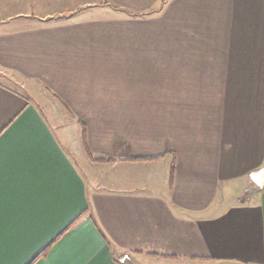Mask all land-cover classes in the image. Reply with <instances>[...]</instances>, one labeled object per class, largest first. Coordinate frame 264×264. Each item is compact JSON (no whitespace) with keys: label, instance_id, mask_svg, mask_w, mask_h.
Returning <instances> with one entry per match:
<instances>
[{"label":"crops","instance_id":"1","mask_svg":"<svg viewBox=\"0 0 264 264\" xmlns=\"http://www.w3.org/2000/svg\"><path fill=\"white\" fill-rule=\"evenodd\" d=\"M0 12V261L264 264V0Z\"/></svg>","mask_w":264,"mask_h":264},{"label":"rangeland","instance_id":"2","mask_svg":"<svg viewBox=\"0 0 264 264\" xmlns=\"http://www.w3.org/2000/svg\"><path fill=\"white\" fill-rule=\"evenodd\" d=\"M168 0H165V2H167ZM128 10V9H127ZM127 10H123V11H119L118 13H115V15H121L122 13H127L128 11ZM30 13H32L31 11H30ZM130 13V12H129ZM133 14V13H132ZM24 18H26V19H32V20H34V16L33 15H31L30 17H22V18H20L19 17V19H14L13 21H11L10 23H12V22H14L15 20H16V22H18V21H22ZM4 18H3V15H2V13L0 12V28H2L3 27V25H6V23H3V20ZM4 76V77H3ZM0 75V81H3V83H6L7 85H9V86H11V87H13V88H15V89H17V90H23L24 91V89L23 88H20L19 86H18V84H17V82H16V80H11V78H9V77H7V76H5V75ZM6 77V78H5ZM43 107H42V109L44 110V113H47V115L48 114H50L49 113V111H48V108H47V105H45V104H43L42 105ZM64 128H62V130H63ZM61 130V129H60ZM76 144V143H75ZM73 145V144H72ZM71 145V150H72V152H74V155H75V160L76 161H78L80 158H83V159H87V158H85L84 156H83V154H81L82 152H83V149H82V147H81V145H80V147H81V149H79V148H77V147H74V146H72ZM139 260L141 261H139L141 264H185L186 262H184V260H177V259H175V258H171V260H166V258H163V260L162 259H155V260H153V259H148V258H139ZM177 260V261H176Z\"/></svg>","mask_w":264,"mask_h":264},{"label":"snow or ice","instance_id":"3","mask_svg":"<svg viewBox=\"0 0 264 264\" xmlns=\"http://www.w3.org/2000/svg\"><path fill=\"white\" fill-rule=\"evenodd\" d=\"M4 190H5L4 160L3 157L0 156V252L3 251L5 242L8 238V234L5 230ZM0 264H4V262L0 261Z\"/></svg>","mask_w":264,"mask_h":264},{"label":"water","instance_id":"4","mask_svg":"<svg viewBox=\"0 0 264 264\" xmlns=\"http://www.w3.org/2000/svg\"><path fill=\"white\" fill-rule=\"evenodd\" d=\"M122 261L124 263H129V264H140L138 261H136L132 256L126 255L123 257Z\"/></svg>","mask_w":264,"mask_h":264},{"label":"trees","instance_id":"5","mask_svg":"<svg viewBox=\"0 0 264 264\" xmlns=\"http://www.w3.org/2000/svg\"><path fill=\"white\" fill-rule=\"evenodd\" d=\"M163 2H165V1L163 0ZM100 159H101V158H100ZM107 159H109V158L103 157L101 160H107ZM171 169H172L171 174H173L174 167H172Z\"/></svg>","mask_w":264,"mask_h":264}]
</instances>
